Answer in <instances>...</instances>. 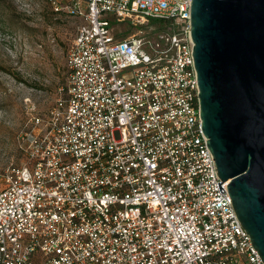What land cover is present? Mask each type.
<instances>
[{
	"label": "built area",
	"instance_id": "1",
	"mask_svg": "<svg viewBox=\"0 0 264 264\" xmlns=\"http://www.w3.org/2000/svg\"><path fill=\"white\" fill-rule=\"evenodd\" d=\"M46 4L77 30L0 176V264H264L201 129L191 0Z\"/></svg>",
	"mask_w": 264,
	"mask_h": 264
},
{
	"label": "water",
	"instance_id": "2",
	"mask_svg": "<svg viewBox=\"0 0 264 264\" xmlns=\"http://www.w3.org/2000/svg\"><path fill=\"white\" fill-rule=\"evenodd\" d=\"M190 9L201 129L264 263V0H191Z\"/></svg>",
	"mask_w": 264,
	"mask_h": 264
},
{
	"label": "rangeland",
	"instance_id": "3",
	"mask_svg": "<svg viewBox=\"0 0 264 264\" xmlns=\"http://www.w3.org/2000/svg\"><path fill=\"white\" fill-rule=\"evenodd\" d=\"M77 24L52 14L46 0H0V176L24 162L31 119L46 115L64 87ZM128 25L111 24L116 33Z\"/></svg>",
	"mask_w": 264,
	"mask_h": 264
},
{
	"label": "trees",
	"instance_id": "4",
	"mask_svg": "<svg viewBox=\"0 0 264 264\" xmlns=\"http://www.w3.org/2000/svg\"><path fill=\"white\" fill-rule=\"evenodd\" d=\"M49 10V9H48ZM50 11V10H49ZM51 12V11H50ZM52 14H54L53 12H51ZM54 15H56V14H54ZM56 16H58V15H56ZM59 16H61V15H59ZM61 17H63V16H61ZM64 18V17H63ZM67 19V18H66ZM70 20V19H69Z\"/></svg>",
	"mask_w": 264,
	"mask_h": 264
}]
</instances>
